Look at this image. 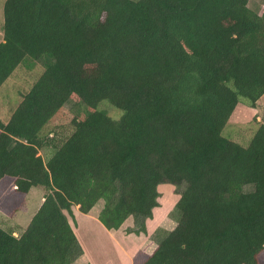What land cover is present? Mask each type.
Wrapping results in <instances>:
<instances>
[{"label":"trees","instance_id":"obj_1","mask_svg":"<svg viewBox=\"0 0 264 264\" xmlns=\"http://www.w3.org/2000/svg\"><path fill=\"white\" fill-rule=\"evenodd\" d=\"M249 2L6 1L0 88L48 61L0 121V183L44 194L20 235L0 226V264L74 263L84 252L65 212L100 201L108 230L133 217L129 232L145 234L165 184L182 188L176 226L134 264H264V123L246 147L223 137L237 106L264 96V12ZM69 103L71 135L45 132Z\"/></svg>","mask_w":264,"mask_h":264},{"label":"rangeland","instance_id":"obj_2","mask_svg":"<svg viewBox=\"0 0 264 264\" xmlns=\"http://www.w3.org/2000/svg\"><path fill=\"white\" fill-rule=\"evenodd\" d=\"M6 1L7 0H0V43L4 42V7ZM249 8L258 14H262L264 12V0H250ZM47 61V59L37 61L33 67H27V65L18 67L12 76L2 85L0 88L1 122L7 123L9 121L22 101V94L29 91L45 72ZM101 105L102 109L106 110L109 115L114 117L113 119H119V111L108 106L106 102ZM79 111H81V109L76 107L73 103L65 105L48 125L45 132H55L62 138L69 137L72 133L73 121L77 118ZM259 123H264V96L258 102L256 109L249 108L244 104H239L223 130V137L246 147L249 145L253 135L258 129ZM40 154L47 161L52 155V150L50 148H44L40 151ZM180 189L182 190V188L177 189L170 184L161 185L159 187V191L162 194L160 200L161 208L164 213L160 215V213L157 212V217L153 219L152 227L155 229L154 233L158 232V229L161 227L160 224L163 221L170 222V220L174 218V209L180 197L178 194V192L181 191ZM250 190L252 189L246 188V191ZM43 196V191L39 188H35L31 194L17 192L15 180L12 178H6L1 181L0 226L7 230L16 229L15 235H20L21 231L28 227L29 221L43 203ZM103 207L104 202L100 201L92 211L94 210L100 213ZM132 227H135V223ZM130 228L131 227L126 229V232L130 233ZM171 228H173V223L169 224V229ZM108 245L107 247L110 249L111 243ZM111 257L112 260H116V256L113 252Z\"/></svg>","mask_w":264,"mask_h":264},{"label":"crops","instance_id":"obj_3","mask_svg":"<svg viewBox=\"0 0 264 264\" xmlns=\"http://www.w3.org/2000/svg\"><path fill=\"white\" fill-rule=\"evenodd\" d=\"M34 190L35 188H32L28 194ZM160 200L161 198L159 199L160 207L154 209L153 218L147 220V233L139 235L126 232L129 227L134 228L132 227L135 223L133 217H130L119 230H108L99 219L101 211L97 213L91 210L85 214L77 207H73L72 214L65 212L84 252L72 264H134V258L140 252L152 255L158 247L159 237L164 232L172 231L176 226L175 218H170V222L163 221L158 232L154 233L152 221L157 217V212L160 215L164 213ZM171 223H173V228L169 229ZM109 243H111L110 249L107 247ZM112 252L116 260H112Z\"/></svg>","mask_w":264,"mask_h":264}]
</instances>
